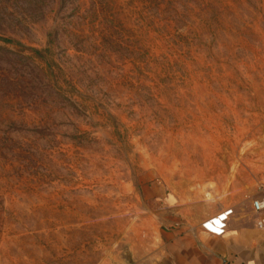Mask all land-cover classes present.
<instances>
[{
  "label": "rangeland",
  "instance_id": "rangeland-1",
  "mask_svg": "<svg viewBox=\"0 0 264 264\" xmlns=\"http://www.w3.org/2000/svg\"><path fill=\"white\" fill-rule=\"evenodd\" d=\"M156 184H264V0H0V264H146Z\"/></svg>",
  "mask_w": 264,
  "mask_h": 264
},
{
  "label": "crops",
  "instance_id": "crops-1",
  "mask_svg": "<svg viewBox=\"0 0 264 264\" xmlns=\"http://www.w3.org/2000/svg\"><path fill=\"white\" fill-rule=\"evenodd\" d=\"M263 185V184H262ZM255 192L238 194L237 200L208 201L197 193L182 196L169 184L150 190V205L158 226L157 245L146 264H264V213L253 204L261 197ZM232 211L222 236L203 225Z\"/></svg>",
  "mask_w": 264,
  "mask_h": 264
},
{
  "label": "built area",
  "instance_id": "built-area-1",
  "mask_svg": "<svg viewBox=\"0 0 264 264\" xmlns=\"http://www.w3.org/2000/svg\"><path fill=\"white\" fill-rule=\"evenodd\" d=\"M261 197L260 199L256 200L253 204L255 212L261 214L264 213V184L261 186ZM232 211H228L217 218L211 219L207 221L203 227L206 231L214 234L216 236H222L226 229H227V221L228 218L231 216ZM260 228H264V223L261 222L259 224Z\"/></svg>",
  "mask_w": 264,
  "mask_h": 264
}]
</instances>
